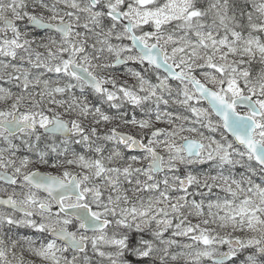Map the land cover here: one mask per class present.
<instances>
[{
	"label": "snow or ice",
	"instance_id": "6c2138e0",
	"mask_svg": "<svg viewBox=\"0 0 264 264\" xmlns=\"http://www.w3.org/2000/svg\"><path fill=\"white\" fill-rule=\"evenodd\" d=\"M0 264H264V0H0Z\"/></svg>",
	"mask_w": 264,
	"mask_h": 264
}]
</instances>
